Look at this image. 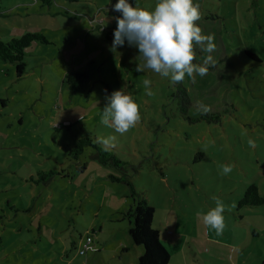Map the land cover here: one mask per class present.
Instances as JSON below:
<instances>
[{
  "label": "rangeland",
  "instance_id": "374dc122",
  "mask_svg": "<svg viewBox=\"0 0 264 264\" xmlns=\"http://www.w3.org/2000/svg\"><path fill=\"white\" fill-rule=\"evenodd\" d=\"M128 2L152 11L158 0ZM115 3L38 0L21 14L16 0L0 1L2 39L41 32L49 41L25 49L20 76L0 60V264H138L143 247L133 244L125 215L133 200L111 175L125 176L154 207L168 264H264V203L238 207L252 183L264 198V0H193L217 63L204 77L185 74L186 112L170 76L136 71L144 63L136 47L111 49ZM194 49L193 63L202 64L209 53ZM70 71L88 74L75 92L62 81ZM104 84L112 92L125 85L140 105V122L123 135L101 122ZM200 103L211 111L201 114ZM87 136L101 149L98 139L115 136L107 152L124 165L102 163L91 145L71 158ZM227 164L234 167L224 175ZM49 170L59 174L49 178ZM217 198L226 207L222 235L203 222ZM86 234L100 250L79 255Z\"/></svg>",
  "mask_w": 264,
  "mask_h": 264
},
{
  "label": "clouds",
  "instance_id": "9594fccd",
  "mask_svg": "<svg viewBox=\"0 0 264 264\" xmlns=\"http://www.w3.org/2000/svg\"><path fill=\"white\" fill-rule=\"evenodd\" d=\"M113 10L120 13L114 17L116 28L113 32L111 49L123 46L127 41L129 46H134L139 51L144 63L137 64L136 71L142 72L151 69L163 77L170 76V82L180 83L185 74L194 77L198 74L204 77L210 67H215L216 60L211 53L216 49L214 35H203L202 29L197 25L201 19L200 5L193 0H158L154 10L148 11L133 6L128 0H117ZM194 45L209 55L202 64H194L196 52ZM146 94L151 96L152 81H143ZM106 104L102 109L101 122L115 132L123 135L135 127L141 120L140 105L133 99L131 92L125 85L120 90L113 91L105 97ZM198 110L201 114H208L210 106L200 103ZM115 136L98 139V143L105 151L114 147ZM250 147H255V141L249 139ZM233 165L222 166L224 175L229 174ZM225 205L216 199V207L203 216L205 225L222 235L225 228Z\"/></svg>",
  "mask_w": 264,
  "mask_h": 264
},
{
  "label": "trees",
  "instance_id": "16d2710c",
  "mask_svg": "<svg viewBox=\"0 0 264 264\" xmlns=\"http://www.w3.org/2000/svg\"><path fill=\"white\" fill-rule=\"evenodd\" d=\"M39 1L47 5L51 2V0ZM96 26V28H100L101 24ZM35 41L45 44L49 43L46 36L41 32H25L19 37H12L8 40L0 39V60L14 64L16 74L20 76L25 69V49ZM87 78L88 74L85 71H70L64 74L62 81L71 92H75L83 85ZM104 91V104H106L105 97L111 95L112 89L108 84H104ZM174 95L177 98L181 112H186L190 106L187 89L181 83H177ZM203 117L204 115L200 118ZM88 145L96 148L97 154H95V157L102 163H110L116 167L124 165L114 154L104 151L98 144H94L90 136L79 138L76 144L69 150V155L71 158L77 160L83 152L84 147ZM78 169H85V165L82 164ZM55 174L59 173L54 170H49L44 173L49 178ZM110 179L125 183L130 191L129 196L133 200V204L129 207L125 215L131 222L128 233L132 241L143 247V252L138 257V264H168L170 254L160 242L158 230L152 227L154 207L147 202L144 196L139 195L135 191L131 181L125 176L115 177L111 175ZM263 203L264 198L259 194L257 186L252 183L244 190L243 196L238 202V207L256 206ZM1 217L2 215H0Z\"/></svg>",
  "mask_w": 264,
  "mask_h": 264
},
{
  "label": "built area",
  "instance_id": "2783aa9c",
  "mask_svg": "<svg viewBox=\"0 0 264 264\" xmlns=\"http://www.w3.org/2000/svg\"><path fill=\"white\" fill-rule=\"evenodd\" d=\"M103 29L105 28L103 27ZM111 34H109V36H111ZM98 250H99L98 244L95 241H93L91 235L86 234V236L81 239V244L80 247L78 248V254L85 256L88 254V252H96Z\"/></svg>",
  "mask_w": 264,
  "mask_h": 264
},
{
  "label": "crops",
  "instance_id": "0c3cea01",
  "mask_svg": "<svg viewBox=\"0 0 264 264\" xmlns=\"http://www.w3.org/2000/svg\"><path fill=\"white\" fill-rule=\"evenodd\" d=\"M4 1V0H3ZM16 2H17V4L19 5V4H21V5H23V8H18V10H16V8H14V9H12L11 11L13 12L14 10H16L18 13H21V14H23L21 11H20V9H25V14H27L28 12H29V9L28 8H30V7H33V6H35V5H37V0H16ZM51 3V2H50ZM5 11H7V10H5ZM7 13V12H6ZM111 20V19H110ZM109 20V22H111ZM105 18L103 19L102 17L100 18V20H98V24L100 25V24H105ZM95 27H97V26H95ZM108 37V36H107ZM0 39H2L1 37H0ZM158 230V229H157ZM158 232H159V230H158ZM96 239V242H98V240H97V238H95ZM133 242V241H132ZM133 244H135L134 242H133ZM99 245H101V244H99V242H98V246ZM135 245H137V244H135ZM127 248H124L123 250H126ZM99 250H100V246H99ZM98 250V251H99ZM97 251V252H98ZM118 251H115V253H117ZM121 259V258H120ZM122 260V259H121ZM170 260V259H169Z\"/></svg>",
  "mask_w": 264,
  "mask_h": 264
}]
</instances>
